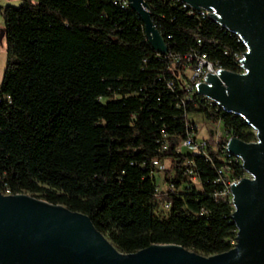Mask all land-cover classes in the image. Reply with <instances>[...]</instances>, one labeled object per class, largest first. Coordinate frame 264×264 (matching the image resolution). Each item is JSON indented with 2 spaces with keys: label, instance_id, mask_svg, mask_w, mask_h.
I'll list each match as a JSON object with an SVG mask.
<instances>
[{
  "label": "trees",
  "instance_id": "1",
  "mask_svg": "<svg viewBox=\"0 0 264 264\" xmlns=\"http://www.w3.org/2000/svg\"><path fill=\"white\" fill-rule=\"evenodd\" d=\"M146 1L165 54L151 48L127 0H21L3 8L0 192L82 212L125 253L151 244L221 253L234 246L236 226L229 197L217 194V171L244 174L221 146L227 136L256 138L239 115L184 88L194 63L185 57L204 53L238 72L235 54L244 45L179 0ZM189 115L226 135L216 141L209 132V159L179 150L197 133ZM192 176L199 189L185 184Z\"/></svg>",
  "mask_w": 264,
  "mask_h": 264
},
{
  "label": "water",
  "instance_id": "2",
  "mask_svg": "<svg viewBox=\"0 0 264 264\" xmlns=\"http://www.w3.org/2000/svg\"><path fill=\"white\" fill-rule=\"evenodd\" d=\"M180 1L206 10L208 18L239 36L246 47L237 58L244 72L217 69L195 85L197 94L239 115L255 133L253 142L230 136L226 144L249 175L230 184L234 246L209 256L178 244H151L125 253L82 212L26 193L0 192V264H264V0ZM127 3L151 48L165 54L167 44L147 1Z\"/></svg>",
  "mask_w": 264,
  "mask_h": 264
},
{
  "label": "built area",
  "instance_id": "3",
  "mask_svg": "<svg viewBox=\"0 0 264 264\" xmlns=\"http://www.w3.org/2000/svg\"><path fill=\"white\" fill-rule=\"evenodd\" d=\"M182 6L183 7H186V8H189L191 13L198 12L201 17H203V18L204 17H207L208 18L207 14H206V10H195V9H192L186 3H182ZM235 36L237 37V41L238 42H241L244 45V43L242 42L241 38L239 36H237V35H235ZM244 52H246L245 45H244V51L242 53H244ZM185 58H186L185 60L187 62H192L194 60V63L192 65V68L185 70L186 71V74H187V77L184 80V88L188 92H190L191 94L192 93H197L196 92L197 89H196V86L195 85L198 82H202L203 81V77L205 76V74L207 72L212 74L217 69H223L219 65H217L216 63H213L212 61H210L204 53H190ZM237 58H242V55L241 54H235V63L237 64V66L239 68L238 73H242L244 71L239 66L240 65V62L237 61ZM200 96H202V95H200ZM202 97L204 99H206L211 105L216 106L217 109H221L212 100L207 99L205 96H202ZM195 127H197V125H195ZM228 138H229V136L226 137V140L224 141V143L222 144L221 147H222V150L225 152V154L227 156H231L227 152V149H226L227 148V145L226 144H227V139ZM218 139L219 138H215L216 141ZM182 148H184L187 152H190L192 154L204 155L206 158H208L207 151H206V140L205 141L198 140L196 138V136L194 137L192 134H189L184 140L181 141V143L179 145V150H181ZM231 157H233V156H231ZM233 158H234V160L236 162H239V164L241 165V162H240V160L238 158H236V157H233ZM154 164L156 166H159L161 168V165H160L159 162H154ZM191 164H193V163H191ZM188 172L191 173L192 170L190 169ZM223 172H224V169L223 168H219L218 171H217L219 177H218V179L216 181L217 182H220L223 185V190L220 191V192H218L217 194L218 195H222V196L229 197V199L231 201L230 184L233 183V182H237L243 176H241L239 178H237V177H228V178H226V177L223 176ZM196 178H197L196 176H192L190 178V180L195 181ZM157 189H159V188H157ZM1 193L4 194V195H10L11 194L9 192V190H5V192H1ZM164 208H168V204H165L164 205Z\"/></svg>",
  "mask_w": 264,
  "mask_h": 264
},
{
  "label": "rangeland",
  "instance_id": "4",
  "mask_svg": "<svg viewBox=\"0 0 264 264\" xmlns=\"http://www.w3.org/2000/svg\"><path fill=\"white\" fill-rule=\"evenodd\" d=\"M21 4V0H0V84L3 79V75L7 66V60H6V39L4 35H1V30L3 28V19H2V10L5 6H19ZM104 101V99H103ZM188 118L191 120V122L195 125H197V133L196 138L201 141H205L208 136L209 132L211 131L214 134V138H220L221 136H226L221 125L218 123L212 124L206 120H203L201 116L199 115H189ZM253 130V129H252ZM254 132V130H253ZM181 151H186L184 148L181 149ZM160 168V167H159ZM243 177H249V175L244 172ZM155 180L158 188H163V178H162V172H156L155 173ZM187 186L194 187L196 189L200 188V183L198 179L196 178L195 181L188 179L185 183ZM165 209V208H163ZM161 208L160 210L163 211ZM105 237L106 234H104Z\"/></svg>",
  "mask_w": 264,
  "mask_h": 264
}]
</instances>
